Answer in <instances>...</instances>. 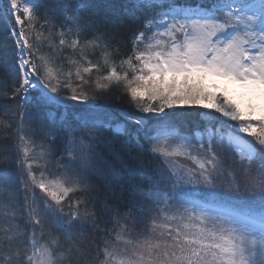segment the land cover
<instances>
[{"label":"snow or ice","instance_id":"1","mask_svg":"<svg viewBox=\"0 0 264 264\" xmlns=\"http://www.w3.org/2000/svg\"><path fill=\"white\" fill-rule=\"evenodd\" d=\"M0 12V264H264V0Z\"/></svg>","mask_w":264,"mask_h":264},{"label":"trees","instance_id":"2","mask_svg":"<svg viewBox=\"0 0 264 264\" xmlns=\"http://www.w3.org/2000/svg\"><path fill=\"white\" fill-rule=\"evenodd\" d=\"M3 13L0 12V16H2ZM131 26V25H130ZM123 31V30H122ZM126 31L124 32V35H128ZM45 36H47V33H45ZM65 39H74L73 36L69 35L68 37H65ZM54 44H58V39L53 41ZM53 56H62L63 59L60 61L64 65V71H75V68L73 66H70L68 64L69 59H77L76 53H73L70 49H64V50H57L55 47L53 48V51L51 53ZM89 59H94L92 56H89ZM2 75V73H0ZM219 114H215V117L209 116L203 118V123H219V120L217 119ZM182 119H187L190 121H194L199 119L198 116L195 114H187L185 117H182ZM227 127V126H226ZM249 139H251L249 137ZM195 143V141H194ZM218 150H220L219 146H217ZM111 227V225H110ZM143 237H138L136 234H133L131 236L125 237V239H131L135 242L136 239H142ZM152 239H157L158 237L153 236ZM95 240L94 232L90 229H85L83 233L80 236L79 244V252L81 255L77 256L76 264H90V257L95 254V245L93 241Z\"/></svg>","mask_w":264,"mask_h":264},{"label":"rangeland","instance_id":"3","mask_svg":"<svg viewBox=\"0 0 264 264\" xmlns=\"http://www.w3.org/2000/svg\"><path fill=\"white\" fill-rule=\"evenodd\" d=\"M194 142V141H193Z\"/></svg>","mask_w":264,"mask_h":264}]
</instances>
